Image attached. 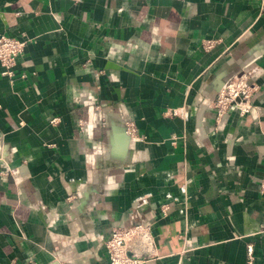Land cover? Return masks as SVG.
I'll return each instance as SVG.
<instances>
[{
  "label": "crops",
  "instance_id": "0c3cea01",
  "mask_svg": "<svg viewBox=\"0 0 264 264\" xmlns=\"http://www.w3.org/2000/svg\"><path fill=\"white\" fill-rule=\"evenodd\" d=\"M263 3L0 0L25 39L0 64V264H107L136 222L137 264H264ZM239 70L250 107L216 116Z\"/></svg>",
  "mask_w": 264,
  "mask_h": 264
},
{
  "label": "built area",
  "instance_id": "2783aa9c",
  "mask_svg": "<svg viewBox=\"0 0 264 264\" xmlns=\"http://www.w3.org/2000/svg\"><path fill=\"white\" fill-rule=\"evenodd\" d=\"M264 12V3L261 7ZM210 38L202 39V47H209L212 44ZM25 39L13 35H7L0 32V64L3 66L1 72L10 75L11 65L15 56L22 50ZM254 87L247 81V74L244 70H239L231 76L226 77L215 90L212 105L215 108L216 116L221 115L228 109H234L237 113L242 114L250 107V94ZM52 117L50 121H55ZM124 131L127 134L133 133V123L127 120L124 123ZM2 164V163H1ZM9 168L0 167L1 174H7ZM258 192L264 193V174L258 181ZM165 206L162 205L161 209ZM152 242L151 233L147 224L136 222L127 226H113L108 234L104 237L103 243L107 255V264H137L144 259L139 251L149 249ZM249 251V244L246 245ZM26 264H37L32 259H27Z\"/></svg>",
  "mask_w": 264,
  "mask_h": 264
}]
</instances>
